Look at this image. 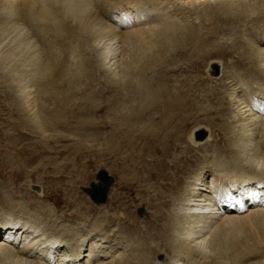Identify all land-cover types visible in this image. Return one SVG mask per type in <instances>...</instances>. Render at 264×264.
Here are the masks:
<instances>
[{
    "label": "bare ground",
    "instance_id": "bare-ground-1",
    "mask_svg": "<svg viewBox=\"0 0 264 264\" xmlns=\"http://www.w3.org/2000/svg\"><path fill=\"white\" fill-rule=\"evenodd\" d=\"M17 1L19 0H0V3L13 7ZM30 2L31 5L40 4L42 9L38 16L43 21L51 22L47 24L48 27L43 24L41 26L47 29L55 26L59 34L64 32L63 37L66 40L68 38L69 41L71 36H75L79 39L77 42L86 43L91 39L100 42L108 37L105 38V42H108L99 48L93 44L92 46L96 48L95 55H91L90 52L88 55L80 54L78 61L74 62L65 51L74 54L79 44H74L70 40L63 53L59 51L60 55L49 54L45 62L41 61L43 63L37 68L34 67L38 75L36 74L37 78L30 83L24 82L25 78L23 79L21 75L23 73L19 71L16 73L17 69L6 70L0 61V74L4 72L5 77L6 74L9 75L7 78L9 82L6 81L9 90L19 92L13 94V101L17 106H23V109L28 110L26 114H20L19 121L31 132L43 136L47 132L46 127L50 125L48 119L52 118L54 121L63 114L64 106L75 102L76 97L86 99L87 102L84 105L80 104L75 112L90 114L97 110L96 105L90 97L77 96L83 91L80 85L83 81L87 85L90 84L91 81L88 80H91L97 71L103 69L109 71L108 78L117 83L121 91L112 89L115 95L113 99H109L107 111L118 116L119 127L130 125L134 128L136 122L143 118H148L150 122L143 130L139 128V131L141 130L139 133L135 128L133 131L130 130V135L120 136L129 146L134 145L130 147L131 151L127 155V158L132 160L131 163L123 158L118 159L120 168L128 174L131 168L134 177L130 178L123 174L120 180L125 184L126 182L135 183V186L137 184L138 191L154 188L153 195L149 197L153 211L148 217L149 221L162 225L166 230L160 235L163 241L165 240L164 245L173 253L174 259L170 263L264 264V167L260 166L264 165V0ZM58 2L64 4L61 8L70 17L80 22L84 21L81 30L92 33L89 32L85 37L81 30L66 26L67 21L61 18L53 7ZM171 3L173 10L169 7ZM197 3L206 4L205 9L210 7V10H206L205 13L199 11ZM28 16L33 20L36 14L29 9ZM192 17L204 18L206 21L225 17L222 20L247 22L246 25L249 26L244 28L247 38L241 42L243 51L234 60L235 63L224 66L229 68L225 73L224 68L220 74V62L213 61L207 69L206 77L198 73L192 78L177 81L179 84L174 85L171 84L169 74L172 68H168L169 64H177L180 67L187 64L197 71V65L200 66L207 56L226 53L231 55V51L219 49L220 47L213 43L221 29L224 30V25L213 20L207 28L201 23L196 25V22L191 20ZM36 20H33V23ZM38 23L35 25L40 27L41 23L39 26ZM99 42L95 45L98 46ZM194 48L197 52L190 54L188 62L179 64L177 57L187 55ZM249 63L252 65L246 66ZM215 64L220 68L219 74H216L213 68ZM28 72L26 71L25 76ZM32 75L34 77V74ZM215 78L222 81V88L206 87V84ZM30 85H34L36 89L34 91L28 89ZM78 85L80 88L76 89ZM201 85L204 87L201 88ZM41 97H54L56 105L61 106V109L50 110L38 104L33 105ZM90 99L92 101L88 103ZM135 102H138L137 105ZM204 102L207 103L206 106L203 105ZM120 107L122 109L117 112L115 109ZM194 110L200 115L208 116L207 119L214 131H218V136L216 134L214 138L213 132L209 130L210 133L201 126L198 130L195 128V132L193 130L187 133L188 120L193 116ZM201 130L205 132V136L197 139L196 132ZM10 134V131L3 130L0 132V139L4 141L10 139ZM185 140L194 144L199 157L193 153L188 156L189 151H186L185 156L175 155L170 162L165 160L171 156L175 147L179 145L182 147ZM122 141L115 145V151L125 147V144L120 145ZM6 145V143L0 145V156L4 153L6 155L3 157L10 155ZM19 151L14 153L18 159ZM155 151L161 155L155 156ZM198 151H203V154H198ZM147 152L150 153V159L143 158ZM145 159L148 160L147 165L144 164ZM7 161L10 162L9 159ZM192 173L193 175L189 176ZM189 177L191 179L187 180ZM97 179L96 184L103 183L98 175ZM112 181L113 179L109 186ZM39 193V197H42V192ZM64 214L68 213L64 211ZM71 215L79 220L84 218L86 221L90 216L85 209L74 211ZM62 217L58 211L56 212V208L44 202L18 201L13 197V193L8 194L0 190V264H76L78 262L76 259L86 251H83V248L87 246L85 245L87 239L91 242V247L89 253L83 255L87 257L85 264L166 263L164 260L154 259L155 254L157 252L159 254L161 249L151 246V230L145 226L146 230L141 234L137 225L134 229L123 227L121 220L126 217L123 212L119 213L115 220L112 216H107V213H102L92 224L87 225L85 221L67 230L66 224L59 222ZM116 220L120 223L114 224ZM60 225L63 228L58 229ZM114 225L115 228H112ZM89 226L91 228L88 229ZM111 236L118 239L117 245H120V248L129 247L130 252L121 257L116 256L121 251L119 248L112 251L115 248L113 245L109 251L96 250L97 240L110 239ZM71 239L75 241L72 240L74 242L71 243ZM122 240L127 242V245H124ZM110 252L113 254L109 255ZM111 257L113 259L107 261Z\"/></svg>",
    "mask_w": 264,
    "mask_h": 264
},
{
    "label": "rangeland",
    "instance_id": "rangeland-1",
    "mask_svg": "<svg viewBox=\"0 0 264 264\" xmlns=\"http://www.w3.org/2000/svg\"><path fill=\"white\" fill-rule=\"evenodd\" d=\"M30 1L31 0L28 1L19 0L15 3L14 5L15 7L14 6L12 7L8 4H3L2 2L0 3V55H4V56H0V58L8 56L6 53H8L9 56L10 55L12 56V57L8 56L7 57L8 59L7 58L0 59V61H2V64L5 66L6 70H8L9 68L17 69L16 73L18 71L19 73H23L21 75L23 79L25 78L24 82L30 83L31 81H33V79H36L38 75L36 73V68L41 63L45 62L47 56L49 54L60 55L63 50H66L70 42L74 44H79L78 46H76V50L77 49L78 50L74 54L68 53V50L65 51L67 52V56H70L71 60L74 62L78 61V59L80 58V54L88 55V53L90 52L91 55H95L96 54L95 47L99 48L101 46H105L106 43L108 42V41L105 42L106 40L105 38L108 39V37H105L103 38L104 40L102 39L103 41L100 42L99 40L96 41V39H95L96 42H94L91 41L93 40L91 39L90 41L87 40L86 43H81V42H77L79 41V39L75 36L74 37L71 36L69 38V41L70 40L72 41L69 42L68 38L66 40L65 37H63L64 32L59 34L55 29V26H52L53 28L49 27L48 29L50 30L48 32V29L46 27L44 28L43 26L45 25L48 27V25L51 24V22L43 21V19L40 18V16H38V13H40L42 9L41 5L40 4L35 5L36 3L31 5L33 1L32 2ZM55 4L56 5H54L53 7L60 14L59 16L61 18H64L65 21H67L66 26L76 28L78 31H80L82 25L84 24L83 23L84 21L80 22L76 19H73L68 14H66V12H64V10L62 9L64 7V4L62 3L60 4L59 2H58L59 5L57 3ZM169 7L172 10L174 8L172 7V3L169 4ZM205 7H207L206 4L197 3V9H199V11H202L203 13H205L206 10H210V7H208V9H205ZM29 9H32L35 12L36 17L33 20L38 19L40 21L39 23L36 22L38 20L35 21L36 23L35 22L33 23V20L29 18L28 16ZM61 9L63 10V12ZM83 18H87V17H83ZM106 18L107 20H110L108 17ZM193 18L194 17H192L191 20ZM222 18L216 17L215 19H213L216 20V22H218L219 24L225 26L224 30L221 29V33H219V35L213 39V43L217 47H220L219 49H224L229 52L231 51V55L229 54L230 55L229 56L226 53V55L212 54L210 56H207V58H205V60L201 63L200 66L197 65V71H195L196 69L188 67L187 64H183L182 67H180V65L177 66V64H169L168 68H172L169 74L170 79L172 80L171 84L178 85L179 81L187 77L192 78L193 75L198 73L203 77H206L207 69L210 66L211 62L213 61L220 62V66H221V73L219 68L220 74H222V70L224 68L225 70H223V73H225L227 69H229L227 67H224L225 65H232L233 63H235L234 60L237 59L238 56L243 51V48L240 46L243 44L241 42L245 41L247 38V35L244 34L245 32L244 28L245 27L247 28L249 25H246L247 22L244 21L242 22L239 21L238 23L233 21L229 22V20L225 21L222 20ZM213 20L211 19V21ZM193 21L196 22L195 23L196 25L201 23L202 25H205V27L207 26V28L211 22L209 20L206 21L204 18L193 19ZM37 23L38 26L41 23L40 27H37V25H35ZM42 24L43 26H41ZM36 27L37 29H35ZM40 28H42V30ZM207 28H205V30H207ZM106 30H108V28ZM81 32L83 36L87 37V35L91 31L84 32L83 30H81ZM98 42L99 45L96 46ZM27 45L29 46L27 47ZM92 45L95 47H93ZM195 52H197V49L194 48L193 50L188 52L187 55L177 57L178 63L182 64L185 61L187 63L190 54H193ZM38 61H40V63H38ZM251 65L252 64L249 63L246 66H251ZM33 69H35L34 70L35 73L33 72ZM158 70L159 72L161 71L160 69ZM26 71L27 72L30 71V72H28V75L25 76V74H27ZM241 71L242 73H244L243 70ZM10 74H12V72ZM32 74H34V77ZM108 74L109 71H106L104 69L103 71L102 70L97 71L93 76V78L95 77L94 80L93 78L91 80H88V82L91 81L90 84L87 85L85 84V81H83V83H81L80 85V87L83 88V91H80L81 94L79 93L77 96L86 97V98L90 97L93 100V103L96 105L97 110H93V112H90V114L88 113L84 115L81 113H76L75 110L78 109L79 105L80 104L84 105V103L87 102L85 101L86 99H79V98L77 99L76 97L74 99L75 102L72 101L73 103L70 102L69 105L64 106L63 114H61L60 116L57 115L58 117H56L54 121H52V118L50 120L48 119L49 121L48 125L49 124L50 125L48 126V128L46 127L47 132L44 133L43 136L41 134H37V133L35 134V132H31L28 127L24 126L22 122L19 121L21 120L20 114H26L28 110L25 108L23 109L22 108L23 106L21 107L15 104V102L13 101V94H19V92L16 91L17 93H14L13 90L12 91L9 90V85L7 83L9 82L7 81L9 75L6 74L5 77L4 72L0 74V132H2L3 130H8L11 133L10 139H6L7 141L6 140L4 141V139H0L1 142L0 145H5L6 143L7 151L8 152L10 151L9 152L10 155H7V157L6 156L3 157L4 155H6L5 153L4 155L1 154L3 156H0V171H1L0 190L8 192V194L13 193V197H15V199L18 201L29 202V203L30 202L32 203L33 201L35 202L41 201L48 204L50 207L56 208V212L58 211L59 215L63 216L62 218L59 219V222L62 221V223L60 224H66V230L69 229V227H73L75 225L77 226L78 224L85 223L86 219L81 218V220H79L76 216L71 215L72 212L77 210H82V211H84V209L87 210V214L90 215L88 217L89 219L87 218L86 221L87 225L89 223L92 224L96 218L99 219L102 213L103 214L107 213V216L110 215L112 216V219L115 220L118 217L119 213L123 212L126 215L124 219L121 220L120 218L122 225H124L123 227L126 228L131 227L132 229H134V226L137 225L140 229L139 232L141 234L144 232V230H146V227L149 230H151L150 231L152 237V240H150L151 246L161 249V251H159V254L158 252L155 254L154 259L157 261L164 260L166 261L167 264H169L174 259L173 253L170 251V249H168L164 245L165 240L163 241V237L161 238L160 235V233L165 232L166 230L165 228L162 227V225L160 226L157 223H154L153 221H149L150 217H148L149 214L153 211L152 207H150L151 199L149 197L153 195L154 188L151 189L149 188L150 190L142 189L143 191L141 190L142 191L141 192L138 191L137 184L136 186L135 183H130L132 184L130 185L127 184L126 182L125 184V182L121 183L120 180L123 177V174L128 175L127 177L130 178L134 177L133 170H131V168H130V174H128L126 171H123V169L120 168L119 166L120 165V163L118 162L119 158L125 159L126 162L128 160V162L131 163L132 160L127 158V155L128 152L131 151L130 147L134 146L132 144L131 146H129L128 143L124 141V139L121 138L120 136H124L125 134L130 135V132L135 130V128H136V132L138 131L139 133L141 132V130L145 128L144 127L145 125L147 126L150 125L149 124L150 122L148 121V118L146 119L143 118L141 120H138V122H136L137 125L135 124L134 128H131L130 125L119 127L120 119L118 118V116L117 117L114 116L113 113L110 114L111 112L109 113L107 110L110 104V102H108L109 99L110 98L113 99L115 95L112 89L116 88L119 89V91H121V88L117 83H113L108 78ZM250 76L251 74L249 75V77ZM245 80H247V78ZM220 81H221L220 79L215 78L213 81H209L206 84V87L215 86L214 88L217 87V89H220L222 88L221 86L222 81L221 82ZM116 84L119 88L116 86ZM204 85H201V88H203ZM80 87L78 85L75 88L79 89ZM29 88L32 91L36 89L34 85L32 86L30 85L28 89ZM34 93L35 92H33V94ZM91 99L88 101V103H91L92 101ZM135 103L137 105L138 102ZM34 104H38L41 107L44 106V109L46 107H48L50 110L61 109V106L56 105L57 103L55 102L54 97H41L38 99L36 103H33V105ZM203 105L206 106L207 103L204 102ZM36 108L37 106L34 107V109ZM121 109L122 108L120 107L115 110H117L118 112ZM115 110H113V112H115ZM68 112H70V114ZM192 115L193 116H191L190 119L188 120L187 133L192 132L195 128H197L198 130L200 129L198 127L201 126V128H206L208 131L210 130L211 132H213L214 138L216 134L218 136V131L217 132L214 131L212 124L207 119L208 116L204 114L200 115L196 112V110L193 111ZM47 117L49 116L47 115ZM176 121L177 120H175V122ZM175 122H173V125ZM261 123L262 122H260V124ZM22 127H24L23 130ZM139 128L141 129L140 131ZM195 131L196 130H194V132ZM16 136L17 138H15ZM121 140L123 141L121 142L120 145L122 146L125 144V147L123 146L122 149H118V151L117 150L115 151L116 148L115 145L116 144L118 145V141ZM194 147L195 146L193 143L189 141L187 142L185 140L182 144V147L181 145H179V147H175V149L172 150L173 152L171 156L166 157L165 160L170 162L173 159V156L175 155L178 156L181 155L180 157L185 156L186 151L187 152L189 151V153H187L188 156L194 154L195 156L199 157ZM16 149L17 151L20 150L19 156L21 159H23L24 157L23 159L24 161L21 160L20 158L18 159L15 156L14 153L17 152ZM149 154H150L149 152L145 153L143 158L150 159ZM198 154L202 155L203 151H198ZM160 155H161L160 153H157L155 151V156H160ZM7 159H9L10 162H8ZM147 159H145L146 161L144 160L145 165H147L148 163ZM123 165H125L124 162ZM101 170H106L107 173L111 175L113 181L108 188L107 201L105 203L98 204L91 199L86 188L90 187V184L92 182L96 183V180H98L97 175ZM131 175L133 176L131 177ZM192 175L193 173L189 176ZM190 179L191 177H189L187 180ZM13 180L16 182H14ZM39 192H42L43 195L42 197H39L40 196ZM140 192L143 194V197H145L146 199L141 196ZM64 211L65 213L68 214H64ZM132 219H136L137 221L134 222ZM116 222L120 223L119 221L116 220L114 224H116ZM115 226L116 225H114L112 228H115ZM60 227L63 228L60 225L58 229H61ZM89 228L91 227L89 226L88 229ZM141 228H143V230ZM97 237L98 236H96V238ZM114 237L115 236H111L110 239L113 238L112 240L103 239V238L97 240V243H95L97 244L96 250L105 249L109 251L111 249L110 246L113 245L115 248L112 249V251H115L116 248H119L121 251V253L118 252L116 256L121 257L123 254H128L130 252V250H128L129 247L123 249L120 248L119 247L120 245L119 246L117 245L118 239H114ZM75 239H77V237ZM75 239H71L70 242L73 243ZM89 242L90 241H88V239L85 240V245L87 246L83 248V251L84 250L86 251L85 253L83 252L81 254L80 258L76 259L78 261L76 264H85L84 261L87 259V257H83V255L89 253V249L91 247V242L90 243ZM126 243L127 242L124 241V245ZM192 244H194V242H192ZM102 253L103 252H101V254ZM111 254H113V252H110L109 255ZM112 259H113L112 257L108 258L107 261H111Z\"/></svg>",
    "mask_w": 264,
    "mask_h": 264
},
{
    "label": "water",
    "instance_id": "water-1",
    "mask_svg": "<svg viewBox=\"0 0 264 264\" xmlns=\"http://www.w3.org/2000/svg\"><path fill=\"white\" fill-rule=\"evenodd\" d=\"M216 73H219V66L213 65ZM205 136L204 131L196 132V138L202 139ZM98 178L103 182L102 184L91 183L90 187L87 188L88 193L90 194L91 198L97 202H105L107 199V190L109 183L112 180L111 175H109L105 170H101L98 173Z\"/></svg>",
    "mask_w": 264,
    "mask_h": 264
},
{
    "label": "snow or ice",
    "instance_id": "snow-or-ice-1",
    "mask_svg": "<svg viewBox=\"0 0 264 264\" xmlns=\"http://www.w3.org/2000/svg\"><path fill=\"white\" fill-rule=\"evenodd\" d=\"M261 167H264V165H260Z\"/></svg>",
    "mask_w": 264,
    "mask_h": 264
}]
</instances>
